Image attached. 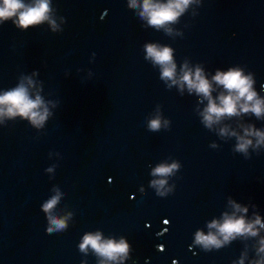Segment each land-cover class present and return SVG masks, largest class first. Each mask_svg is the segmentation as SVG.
<instances>
[{
    "label": "water",
    "instance_id": "1",
    "mask_svg": "<svg viewBox=\"0 0 264 264\" xmlns=\"http://www.w3.org/2000/svg\"><path fill=\"white\" fill-rule=\"evenodd\" d=\"M46 4L27 27L0 19V96L39 99L35 121L0 105V264H264V0H189L162 24L144 0ZM197 70L207 96L184 80ZM230 70L254 99L208 120ZM229 219L251 230L221 232ZM97 235L126 251L81 247Z\"/></svg>",
    "mask_w": 264,
    "mask_h": 264
},
{
    "label": "clouds",
    "instance_id": "2",
    "mask_svg": "<svg viewBox=\"0 0 264 264\" xmlns=\"http://www.w3.org/2000/svg\"><path fill=\"white\" fill-rule=\"evenodd\" d=\"M188 2L189 0H173V2H170L166 6H154L149 2V0H144L143 7L144 11L149 14L150 23L162 24L166 21L174 20ZM21 9L24 10L19 11ZM46 11V0H41V2L35 7L27 8L22 3V0H3L2 4H0V19H5L13 15H17V13L19 12L18 23L21 26L27 27L29 24L37 23L41 19H43L44 13ZM147 51L148 54L153 56L157 62H160L162 64L168 63L172 59L171 50L169 48L157 50L155 47L149 46ZM163 75L166 77H171L173 75V67H166L164 69ZM215 79L230 91L235 90V95L233 96L229 94L228 96H222L221 104L219 106L210 100L206 119L211 120L213 114H215L216 116H220L225 113H234L236 111V102L241 97L245 98L246 101H252L254 99L255 93L250 90L251 81L247 77L242 76L239 70H230L226 73L218 72L215 76ZM184 80L188 82L189 87H195L197 91L204 93L206 96L209 95V83L200 76L199 70H197L195 80H193L191 75L187 73L184 76ZM38 104L39 99H37L36 101L30 100L22 87L0 96V105L7 106V114H20L22 116H30L34 121L37 119V113L33 112L32 110L36 108ZM242 107L244 111H247L249 107H251V109L257 114H259L262 110L261 103L258 100L252 105L245 103L244 105H242ZM2 111H4V109H0V112ZM43 118V116H39V119L42 120ZM152 126L156 127V122H153ZM240 147L243 148L244 145L241 144ZM155 171L159 173H166L170 171V168L159 167ZM160 183H163V181H161ZM54 203L55 198H53L44 207L46 209L50 208ZM54 223H56L58 227L62 226V224L58 221H54ZM249 230H251V226H245L243 219H229L220 226V231L228 235L234 232L239 233ZM197 238L206 242H215L214 238L211 236L203 237L198 234ZM88 244L95 248L99 253L109 256L110 258L113 257L116 253L126 251V246L123 243L119 245L115 244L112 241L101 243L98 235L94 237H86L84 244H82L81 247H85Z\"/></svg>",
    "mask_w": 264,
    "mask_h": 264
},
{
    "label": "flooded vegetation",
    "instance_id": "3",
    "mask_svg": "<svg viewBox=\"0 0 264 264\" xmlns=\"http://www.w3.org/2000/svg\"><path fill=\"white\" fill-rule=\"evenodd\" d=\"M166 230H167V229H165L164 231L160 232L159 234H162V233L166 232ZM156 247H157L158 249H161V250L164 249L163 245H156ZM174 264H177V261H174Z\"/></svg>",
    "mask_w": 264,
    "mask_h": 264
}]
</instances>
